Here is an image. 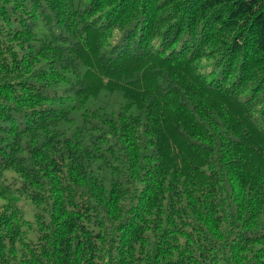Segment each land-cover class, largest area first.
<instances>
[{
    "label": "trees",
    "instance_id": "obj_1",
    "mask_svg": "<svg viewBox=\"0 0 264 264\" xmlns=\"http://www.w3.org/2000/svg\"><path fill=\"white\" fill-rule=\"evenodd\" d=\"M0 264H264V0H0Z\"/></svg>",
    "mask_w": 264,
    "mask_h": 264
},
{
    "label": "rangeland",
    "instance_id": "obj_2",
    "mask_svg": "<svg viewBox=\"0 0 264 264\" xmlns=\"http://www.w3.org/2000/svg\"><path fill=\"white\" fill-rule=\"evenodd\" d=\"M101 97L103 96L101 95ZM111 98L115 102L119 100V96L116 94L112 95ZM100 105L106 106L110 110L116 109L118 107V104H114L112 102H110L109 104V99L104 101L101 98H98V100H93L89 103L90 107H98ZM5 173L6 174L8 173L7 175L8 179L6 180V183H9L12 180V178H17L19 180V178L11 170H7ZM17 204L21 207L24 218L32 221L35 213V208L33 207V205L28 200H25L23 197H19Z\"/></svg>",
    "mask_w": 264,
    "mask_h": 264
}]
</instances>
